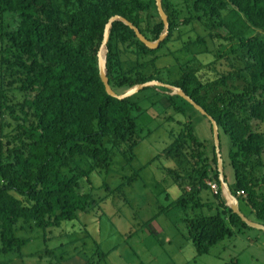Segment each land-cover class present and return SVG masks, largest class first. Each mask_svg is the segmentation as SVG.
<instances>
[{"label":"trees","instance_id":"obj_1","mask_svg":"<svg viewBox=\"0 0 264 264\" xmlns=\"http://www.w3.org/2000/svg\"><path fill=\"white\" fill-rule=\"evenodd\" d=\"M160 5L168 28L154 49L144 46L122 21H111L104 53L108 85L115 94H120L139 82L157 80L179 88L203 108L214 120L218 137L221 132L229 141L227 160L234 177L228 189L237 204L242 201L255 222L264 225V192L256 189V183L249 178L250 170H246L249 158H258L264 150V134L254 130L250 123L251 119L264 120V0H189V3L160 0ZM182 10L186 15L180 18ZM3 13L17 16L12 30L0 32L3 43L0 65L4 63L17 74L22 93L18 110L22 116L16 115L20 122L0 136L1 252L19 251L23 245L24 240L14 235L17 221L40 229L58 227L92 204L89 191L80 188L81 177L89 183L88 170L79 167L73 171L71 163L75 159L87 161L91 169L106 171L112 149L118 150L127 161L134 158L133 149L140 138L135 114L139 111L142 90L153 91L152 96H144L149 106L159 105L166 112L170 109L184 117L161 152L165 159L175 158L177 165L165 169L179 190L176 205L185 206L188 199L193 205H208L198 199L197 193L209 189L206 181L217 186L212 192L218 207L214 214L185 215L183 219L194 253L204 254L219 240L229 237L233 228L241 232L248 227L224 202L206 115L179 95L164 93L169 90L162 86L142 87L118 99L105 92L99 79L96 53L106 21L110 16L125 18L145 39L154 41L163 28L154 0H0V15ZM189 23H196L205 33L196 34L193 41L187 38L188 44L201 45L206 38L217 56L226 54L224 45L229 44L228 52L244 60L243 69H252L248 80L242 76L246 82L240 90L231 91L224 86L222 91L209 95L205 86L223 85L225 78H232L233 74L227 72L212 82H203L197 74L200 64H189L195 58L183 62L179 76L168 80L154 74L143 76L134 67L125 70L121 67L122 49L134 53L136 61L139 55L154 56L150 60L153 62L179 25ZM219 28L223 34L217 31ZM138 66L144 64L138 62ZM5 101L0 84V113L4 108L12 114V106ZM187 106L206 120L208 134L203 139L193 132ZM179 168L184 172L180 173ZM224 176L223 173V181Z\"/></svg>","mask_w":264,"mask_h":264},{"label":"rangeland","instance_id":"obj_2","mask_svg":"<svg viewBox=\"0 0 264 264\" xmlns=\"http://www.w3.org/2000/svg\"><path fill=\"white\" fill-rule=\"evenodd\" d=\"M185 1L189 3V0ZM184 15L182 10L179 17L183 18ZM16 19L15 13L1 14L0 32L12 30L16 26ZM217 31L223 34L222 28ZM204 33L196 23L180 24L172 39L155 55L153 62L150 60L154 56L139 55L136 61L134 53L121 48V67L124 70L134 67L143 76L154 74L168 80L179 76V66L183 62L195 58L194 63L189 64H200L201 69L197 74L203 82H212L227 72L233 74L232 78H225L223 85L214 83L205 86L209 95L217 94L224 86L231 91L240 90L246 82L242 76L248 80L252 69H243L244 60L228 52L229 44L224 45V52L227 53L217 56L212 43L206 38L201 45L187 43V38L193 41L196 34ZM2 45L0 41V48ZM185 45L188 46L185 48ZM138 62L144 66H138ZM16 75L4 63L0 65V84L6 95L5 104L13 109L12 114L7 109L1 110L0 136H5L16 122H20L16 115L19 118L22 116L18 110L22 93L18 89ZM152 92L142 90L139 93L140 107L135 114V123L140 138L139 144L133 149L134 158L127 161L118 150L112 149L110 166L106 171L91 169L87 161L75 159L71 163L73 171L79 167L88 170L89 183L81 177L80 188L89 191L92 204L86 211L78 210L74 219L62 221L58 227L40 229L28 224L21 225L22 222L17 221L14 235L22 238L24 243L19 251H0V264H84L86 261L93 264H264V231L251 227H245L241 232L233 228L229 237L219 240L204 254L194 253L185 233L183 219L185 215L214 214L218 208L217 199L212 191L204 188L197 196L200 201L208 202V205H193L189 199L185 206L176 205L179 190L165 169L177 165L174 163L175 158L165 159L161 152L169 144L171 134L178 131L179 122L184 117L170 109L166 112L159 105L149 106L144 96H152ZM164 93H174V90ZM150 98L151 101L155 100V97ZM186 111L192 121L194 134L203 139L208 134L205 118L189 106ZM166 115L171 117L165 118ZM250 123L254 130L264 134V120L251 119ZM218 141L224 183L229 185L234 177L227 160L229 141L221 132ZM248 162L246 170L251 172L249 178L254 180L258 191L264 192V150L258 158L250 157ZM188 169L189 165L186 164L185 170ZM180 170V173L184 172ZM185 190L190 194L187 185ZM221 194L225 204H231L222 188ZM194 197L195 193L192 194ZM239 204L242 215L254 221L246 205L242 201Z\"/></svg>","mask_w":264,"mask_h":264},{"label":"water","instance_id":"obj_3","mask_svg":"<svg viewBox=\"0 0 264 264\" xmlns=\"http://www.w3.org/2000/svg\"><path fill=\"white\" fill-rule=\"evenodd\" d=\"M154 4H155L156 12H157L158 16L161 18L160 20L163 24L162 32H161V34H159V36L157 37L156 40L148 41L147 39H145L143 37V35L140 33V31L138 29H136V27H134L131 23L127 22L125 20V18H121L118 16H113V17L110 16L109 19L106 21L104 28H103L102 40L100 43V47L102 46L103 49L105 50V42H106V38H107L108 27H109L111 21L120 20L124 24H126L129 28H131L133 30L136 38L139 39L143 43L144 46H146L149 49L156 48L158 46L159 42L165 37V35L167 33L168 24H167V17L164 14V12L162 11V8L160 5V0H154ZM105 51L103 52L102 58H100L98 51H97L96 60H97L98 76H99L100 81H102V84H103V87H104V90L106 93L112 95L113 97L120 99V98L130 96L131 94L137 92L142 87H147V86H151V85L162 86L168 90L173 89L175 94L179 95L186 102H188L195 110L199 111L201 114L206 115V111L203 110V108H201L199 105L194 103L179 88L175 87L172 84L163 83V82H160L157 80H151V81H147V82H139V84H136V85H133V86L127 88L122 93L115 94L112 91V89L109 87L107 79H106V75H105V69H104V53H105ZM206 118L208 119V121L210 122V125H211L212 142H214L213 146H214V153H215V158H216V168H217V173L219 174V176H217L218 181H219L220 187L223 189L225 195L231 200V204H227V205L230 207V209L233 213L238 215L239 219L242 222H244V224L246 226L264 231V225L263 224L249 220L245 216L242 215V213L238 209L239 205L237 204L236 197H234L231 194L227 185L224 183L223 173H222V168H221V160H220L219 151H218L219 150L218 149L219 141H218V135H217V126H216L214 120L210 116L206 115Z\"/></svg>","mask_w":264,"mask_h":264},{"label":"built area","instance_id":"obj_4","mask_svg":"<svg viewBox=\"0 0 264 264\" xmlns=\"http://www.w3.org/2000/svg\"><path fill=\"white\" fill-rule=\"evenodd\" d=\"M206 184H207V186L209 187V189H210L213 193H215V191H216V189H217L216 184H215L214 182H210V181H206ZM238 194H239V195H242V192L239 191Z\"/></svg>","mask_w":264,"mask_h":264},{"label":"bare ground","instance_id":"obj_5","mask_svg":"<svg viewBox=\"0 0 264 264\" xmlns=\"http://www.w3.org/2000/svg\"><path fill=\"white\" fill-rule=\"evenodd\" d=\"M102 49H103V47L101 46L100 48H99V51H98V54H99V56H100V58H102L103 56H101V51H102ZM104 50V49H103ZM105 51V50H104ZM103 51V52H104ZM225 197L227 198V200L228 201H230V203H231V200L225 195Z\"/></svg>","mask_w":264,"mask_h":264},{"label":"crops","instance_id":"obj_6","mask_svg":"<svg viewBox=\"0 0 264 264\" xmlns=\"http://www.w3.org/2000/svg\"><path fill=\"white\" fill-rule=\"evenodd\" d=\"M240 206V205H239ZM249 207L246 205V209L249 211V209H248ZM242 212V211H241ZM250 212V211H249ZM252 221H253V219H251ZM255 221V220H254Z\"/></svg>","mask_w":264,"mask_h":264}]
</instances>
